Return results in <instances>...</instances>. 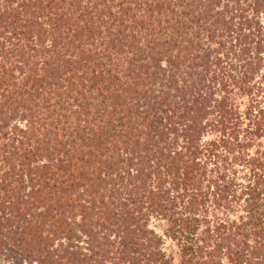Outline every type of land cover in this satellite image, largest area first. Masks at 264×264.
I'll use <instances>...</instances> for the list:
<instances>
[{"label":"trees","instance_id":"trees-1","mask_svg":"<svg viewBox=\"0 0 264 264\" xmlns=\"http://www.w3.org/2000/svg\"><path fill=\"white\" fill-rule=\"evenodd\" d=\"M1 157L0 264H264V0H0Z\"/></svg>","mask_w":264,"mask_h":264},{"label":"rangeland","instance_id":"rangeland-1","mask_svg":"<svg viewBox=\"0 0 264 264\" xmlns=\"http://www.w3.org/2000/svg\"><path fill=\"white\" fill-rule=\"evenodd\" d=\"M245 102H246V98L240 97L238 99V103L241 104L242 106L244 105ZM26 124H27V121L21 117L20 113H17V115H14L13 119L9 120V125L7 127V130H8V132H12V130L14 129L15 126H19V127L24 128ZM14 150L21 151L18 149V147L14 148ZM12 154H13V151H12L11 155ZM4 158L5 157L0 158V170L2 168V165H3L2 161ZM41 159H42L41 162H43V163L49 161L47 158H45V156L42 157ZM57 161L58 160H55L54 163L58 164ZM49 162H51V160ZM26 178L27 177H25V181H23L21 187L19 188V190H20L19 192L24 197L27 196L30 189L33 187V185H31V183L29 182V180L26 182V180H27ZM44 209H45L44 207H41V210H44ZM38 210H39L38 208H33V212H38ZM147 223H148L149 229L154 230L156 233H158L163 238L162 250H163L164 255L168 261V264H182L181 246H180V243L178 240L174 239L173 237H171L169 235V232H168L169 225H170L169 221L167 219L160 217V216H152L149 220H147ZM4 257H5L4 254L1 255V259ZM27 263L25 262V264H27ZM119 264H131V263L126 261V262H122Z\"/></svg>","mask_w":264,"mask_h":264}]
</instances>
